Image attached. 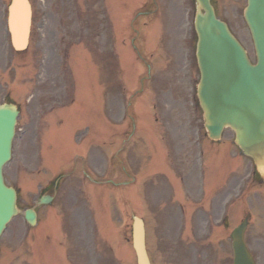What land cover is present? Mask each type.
<instances>
[{
    "label": "rangeland",
    "instance_id": "obj_1",
    "mask_svg": "<svg viewBox=\"0 0 264 264\" xmlns=\"http://www.w3.org/2000/svg\"><path fill=\"white\" fill-rule=\"evenodd\" d=\"M9 1L0 0V75L13 72L12 68L8 70L5 67V63L12 62L16 66L21 65L23 67L28 65L27 60H24L23 56L14 53H11L10 58L6 59L7 53L4 50H8V38L5 32V22ZM143 1L104 0L103 6V0H78L81 12L77 16L73 7L74 0H30L32 6V26L29 46L31 50H29L28 55L32 58L33 65L40 64V61L36 58L37 53H40L38 59L44 58L40 44L44 45V47H49L51 50V56L48 57L50 68L45 69L43 67L42 70V67H34L35 75L25 79L26 83H22V86L21 83H17L12 89L11 98L16 102L21 98L23 106V99L33 93L34 90V94L40 95V99L42 98L46 102L45 108L48 105L52 106L51 98H54V103L57 105L58 97L60 98L62 94L66 97L65 80L70 81L72 90L71 78L73 79V76L68 77L66 75L70 74L69 67L65 68V71H62L64 74L66 72L65 75L62 72L59 73L58 69L54 66L52 67L51 58L55 59L52 49L58 46L57 37H60V35L64 36L65 43L69 41L73 43L80 42L79 47L85 49L91 46L92 35L95 32H91V27L82 31L81 27L83 24L81 23H98V25H100L99 23H110L107 34L108 46H112V34L114 35L115 42L113 53L111 51L107 53V57L109 54H112L111 59L107 63L108 73H103L104 76H107L108 82L103 80L100 74L103 54L102 56H96L97 54L90 52L86 57V68L80 67L77 72L73 70L74 78H78L76 82V94L83 103L85 111L90 112L91 107L90 116L93 120H97L86 121V125L91 126V122H94V124L98 122L97 125L101 131V122L99 121L106 122L107 139L105 143L108 159L107 162L105 161L100 166L99 143L97 142L96 146H94V141H91V148L88 145V149L84 153L85 161L83 165H79V162L75 165V167L79 165V174L75 173L74 176L68 178L77 179V176L82 175V178L79 177L80 182L74 180L70 186L61 185L59 189L60 195L54 202L60 201L61 208L65 210L64 222L68 226L75 225L76 227V232L70 234V237L74 240V244H77L76 246H71L69 250L72 263L114 264L108 255L106 257L98 256L94 251L93 244L95 243V238L93 234L95 235V232L93 224L96 221L97 224H100L99 228H107L109 224H112L115 228L113 231L107 229L104 232L105 237L110 236L112 238L104 242L101 241V243H106L105 246L107 245L106 249L110 256L121 257L125 260L124 264H136L131 248V223L132 217L137 216L144 220L147 251L153 264H231L230 241L226 237L228 232L221 231L222 227L219 225V216L222 214L221 207L224 204L228 205V202L231 203L230 214L232 211L235 214L234 218L231 215L233 224L230 226L232 228L242 220L243 208H257L263 201L264 196L257 192L258 187L256 185H252L255 186L253 189L246 185V191H250V189L252 191L243 197L245 199L242 201L237 197L239 196L238 187L242 184L241 181L239 185L235 183V190L231 194L232 198L229 199L227 197V189L234 179L257 180V177H259L258 175L257 177H253V166L249 159L244 157L242 160L237 161V159L235 160L231 157V151L234 152V147L232 148L227 141L233 140L234 135L229 129L223 132L221 143L210 145L208 142H204L202 145L204 154H200L201 148L199 146L196 152L197 142L203 139L207 140V137L203 128L201 110L197 105V101L192 102L193 97L190 96L195 94L194 88H196L199 80V73L194 57L196 37L193 27L190 26L192 19L191 11L190 20H186L183 17L186 23L185 28H183L185 30L183 34H179L177 42H174L173 36L169 31L166 33V27L164 26L165 31L163 32L162 39L156 45L158 49L152 50L151 42L149 43L148 52H150L149 54L152 53V58L160 65L158 69L156 66L154 67L156 74H153L149 85L148 83L145 84L148 89L149 95H147L149 96L150 106L151 104H155L159 121L164 127L163 133L166 132V129L170 130L174 128L172 125H166V120L172 115L173 119L176 118L174 121L175 125H185L184 137L186 139L182 140L178 136L176 128L175 135L177 137L170 131L169 133H165L168 134L171 143V145H168V149L171 151L167 152V158L170 159L171 163L166 161L165 146L157 142L158 134L151 131L153 127L151 113L154 114L155 109L152 106V109H150L149 106L141 104L142 100L135 103V109L142 112L140 115L141 127L136 125L135 134L142 128V140L144 141L148 139V134H150L151 148L144 144L142 148H137L138 146L134 142H128L130 137L126 141L124 140L126 134L120 130L125 128V119L123 117L126 111L123 104H126L128 92L132 94V91L136 88L139 82L138 74L141 73V65L135 59L129 41V34L132 26L131 21L137 9L142 6ZM159 1L163 2L164 0ZM244 3L245 0H219V15L227 21L234 36L254 61V51L250 35L246 25L241 22ZM176 5L181 12L178 10L175 13L174 22L177 23L180 32V29L183 27L181 14L183 16V10H185L184 0H177ZM161 13L163 14L159 19L155 18L151 23H167L169 14L164 10H161ZM58 23L64 24L61 26ZM146 31L148 32V30ZM156 32L159 33V27L156 28ZM122 34H125L126 37L121 46L118 38ZM98 39L100 40L99 36ZM107 41L105 40L102 45H106ZM175 43L177 47L181 44L183 51L173 52ZM152 46L154 47L155 43ZM76 49L78 50V48ZM101 58L102 61L98 71L95 63L99 62ZM116 65H119V67ZM120 69L122 77H120L121 83H118L117 73ZM39 74H41V83L37 80ZM16 80H19V78ZM33 81L36 82L37 87H32ZM124 84L126 88L123 89ZM162 95L165 99L161 98ZM88 102L89 105L92 104L90 107ZM78 114V111H74L71 116H77ZM104 116L106 117V121L103 119ZM30 122V110H26L22 124L28 126ZM72 127V124H68L64 132L59 131L56 133L60 136L65 134L71 135L72 132L69 131ZM93 128L96 127L93 125ZM67 129L69 130L67 131ZM48 134V137H51L55 132L52 130ZM160 134H162V130ZM115 136H118V138ZM198 138H200L199 141ZM65 142H67L66 139ZM136 143L138 145L142 144L139 136ZM88 144L90 143L88 142ZM61 145L60 143L59 147ZM59 150L58 161L60 164L72 162L71 160L74 159V156H81L77 153L81 150L75 151L74 149L69 150L67 148ZM95 150H98V153H96L97 160L90 163L94 159ZM20 151L14 143L13 156L15 161H20ZM235 154H237L236 148ZM198 155L201 156L200 159H198ZM56 156L57 148H53L50 150V161H53ZM112 157L119 158L124 165L122 167L117 165L112 160ZM71 170V163L63 164L60 168V171H65L66 173ZM173 170L177 171L174 173ZM85 175L92 178L93 182L90 185ZM107 179L112 181V183H116V187L115 184L108 185L105 183ZM165 179L166 182L168 181L170 187L164 182ZM214 179H216L215 184L218 180L224 179V194L218 200L213 195ZM229 179L231 180L229 181ZM13 184L19 189L21 201L29 198L30 195L37 191L36 187L33 189L28 188L29 190L27 191L23 187L22 181H18L14 176L12 177ZM69 187H73L71 195L70 192L68 193L67 188ZM173 187L176 188L177 197L174 196L171 190ZM90 188L102 189L104 191L101 195L96 194L93 196L95 199L101 200L97 208L100 215H97V210L91 200L92 198L90 199ZM72 195H75L76 199ZM250 197L253 200L256 199L258 205L250 204L247 200ZM88 202H91L94 207L95 221L90 213ZM179 205H182L186 213L189 214L188 225H183ZM75 208L81 211L79 213L80 217L75 216ZM170 209L173 213H168L173 216L168 219L166 214L163 215V213ZM259 218V215L255 216L254 220L257 221ZM61 223H63L62 218ZM56 224L57 218L54 216L53 219L47 220L42 226L34 229V233H43L49 227L52 228L49 232H52L53 226ZM64 230L57 233L63 239L68 229ZM85 230L86 236L84 238L81 232ZM30 231L20 217L11 221L6 237L0 242L1 264H54L55 260L62 257L60 240L55 241L54 236V238L49 240L43 237L34 239L32 245L33 255L29 258L27 253L29 254L31 251L29 244L32 242V239L29 238L30 240L27 242L24 240V237ZM248 231L251 250L258 263L264 264V231L255 229L253 226ZM91 235L93 239L88 242V250H86L87 246L84 242ZM67 244L71 243L67 242Z\"/></svg>",
    "mask_w": 264,
    "mask_h": 264
},
{
    "label": "water",
    "instance_id": "obj_2",
    "mask_svg": "<svg viewBox=\"0 0 264 264\" xmlns=\"http://www.w3.org/2000/svg\"><path fill=\"white\" fill-rule=\"evenodd\" d=\"M205 11L197 14L196 61L200 72L197 86L204 127L211 139H219L224 128L234 131L235 143L264 173V0H247L244 19L254 44L256 63L229 34L224 23L214 18L209 0H196ZM30 6L27 0H11L8 27L14 49L26 47ZM17 112L10 106L0 109V234L16 215L15 192L3 183L2 167L10 158ZM30 224L34 217L26 214ZM245 223L232 234L234 264H254L243 243ZM133 249L137 264H149L144 249L142 221L134 218Z\"/></svg>",
    "mask_w": 264,
    "mask_h": 264
},
{
    "label": "flooded vegetation",
    "instance_id": "obj_3",
    "mask_svg": "<svg viewBox=\"0 0 264 264\" xmlns=\"http://www.w3.org/2000/svg\"><path fill=\"white\" fill-rule=\"evenodd\" d=\"M10 66V65H5ZM26 73V72H25ZM10 76V74H8ZM25 82V81H24ZM25 91V90H24ZM11 88H2L0 87V100L11 99ZM52 102V106L48 105L45 108L46 102L40 99V97H35V101L30 104V116L31 122L28 126H24L22 124V120L26 115L27 106L20 98L18 103L20 104L18 108L19 115L17 120V134H16V145L17 148L20 149V161H13L7 164L4 168V182L7 186H13L17 192V200L19 207L29 206V200H34V204H37L41 200V198L45 196H51V199H46L43 202L46 205H42L39 207H44L49 205L53 200L57 198V191L59 186V181H57L56 177H59L60 174L58 172L59 166L56 161V158L53 161H50V150L54 148V146H50L47 150H42L43 143L38 139L39 135H42L44 129V125L46 124L44 109H53L54 101ZM26 109V110H25ZM16 147V146H15ZM37 173L36 179H31L29 181L27 175H31L33 173ZM17 178L18 181H22L23 187L28 191L29 189H33L36 187L37 191L30 195L29 198H25L24 201H21L19 189L13 184L12 185V177ZM248 181V187L252 185L251 179H242V183L244 184ZM258 182L257 180H255ZM66 186V185H65ZM259 186L264 190V182L259 180ZM29 188V189H28ZM235 190V181L230 184L229 188V197L232 198V191ZM29 199V200H28ZM29 208V207H28ZM36 208H33L36 212V219L38 221L40 217V211H36ZM27 209V208H26ZM25 209V210H26ZM7 231H5L2 240L6 237ZM0 240V242L2 241Z\"/></svg>",
    "mask_w": 264,
    "mask_h": 264
}]
</instances>
